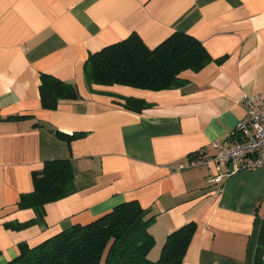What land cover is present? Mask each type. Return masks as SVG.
Returning <instances> with one entry per match:
<instances>
[{
	"label": "crops",
	"instance_id": "0c3cea01",
	"mask_svg": "<svg viewBox=\"0 0 264 264\" xmlns=\"http://www.w3.org/2000/svg\"><path fill=\"white\" fill-rule=\"evenodd\" d=\"M175 32L195 38L213 60L181 73L187 86L155 92L86 83L91 54L131 34L153 49ZM42 74L75 85L79 98L44 110ZM244 96L264 102V0H0V264L19 244L36 246L132 201L154 217L149 254L194 223L181 264H253L264 167L217 186L204 168L169 170L213 155L212 143L236 140ZM122 98L150 107L131 112ZM54 160L70 162L74 192L45 205L43 218L19 208L33 191L32 173Z\"/></svg>",
	"mask_w": 264,
	"mask_h": 264
},
{
	"label": "trees",
	"instance_id": "16d2710c",
	"mask_svg": "<svg viewBox=\"0 0 264 264\" xmlns=\"http://www.w3.org/2000/svg\"><path fill=\"white\" fill-rule=\"evenodd\" d=\"M212 61L203 45L187 34L175 32L153 49H149L138 35L131 34L125 40L91 54L84 63L83 72L89 86L121 85L156 92L187 86L188 82L180 74L185 71L196 73ZM39 97L44 110H55L59 101L77 100L79 94L75 85L42 74ZM122 100V106L131 112L140 113L150 107L142 100ZM56 134L68 142L78 137ZM32 184L33 191L21 195L18 206L36 209L43 218L45 205L74 192L70 162H45L40 172L32 173ZM153 220L150 210L143 209L135 201L126 202L87 225H75L36 246L19 244L18 255L7 264H181L195 224L184 225L170 233L159 258L152 261L148 255L154 246V238L149 232ZM253 264H264V219Z\"/></svg>",
	"mask_w": 264,
	"mask_h": 264
},
{
	"label": "built area",
	"instance_id": "2783aa9c",
	"mask_svg": "<svg viewBox=\"0 0 264 264\" xmlns=\"http://www.w3.org/2000/svg\"><path fill=\"white\" fill-rule=\"evenodd\" d=\"M242 102L247 110L245 118L236 127V140L212 143L213 155L173 165L169 170L178 172L204 168L208 171L206 182L210 186H217L236 172L264 167V102L260 96H244ZM200 154H203V150ZM225 166L230 168L226 172L222 170Z\"/></svg>",
	"mask_w": 264,
	"mask_h": 264
},
{
	"label": "rangeland",
	"instance_id": "374dc122",
	"mask_svg": "<svg viewBox=\"0 0 264 264\" xmlns=\"http://www.w3.org/2000/svg\"><path fill=\"white\" fill-rule=\"evenodd\" d=\"M160 256V252L152 251L149 255L148 258L151 259L152 261H156Z\"/></svg>",
	"mask_w": 264,
	"mask_h": 264
}]
</instances>
